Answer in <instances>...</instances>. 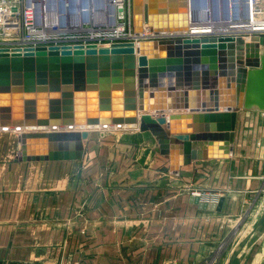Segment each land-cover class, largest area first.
I'll return each mask as SVG.
<instances>
[{"label": "crops", "instance_id": "0c3cea01", "mask_svg": "<svg viewBox=\"0 0 264 264\" xmlns=\"http://www.w3.org/2000/svg\"><path fill=\"white\" fill-rule=\"evenodd\" d=\"M74 1L59 10L57 0H43L61 14ZM150 1L160 30L183 27L181 0ZM250 1L264 5L191 0L195 19L186 24L246 20ZM91 2L86 14L62 15L102 21L111 0ZM107 129L91 131L82 160L45 162L16 161L18 133L0 130V264H228L243 241L234 264H264V235L246 247L264 212V113H237L227 158L176 173L149 132ZM212 143L195 154H222ZM221 197L218 212L201 205Z\"/></svg>", "mask_w": 264, "mask_h": 264}, {"label": "water", "instance_id": "95a60500", "mask_svg": "<svg viewBox=\"0 0 264 264\" xmlns=\"http://www.w3.org/2000/svg\"><path fill=\"white\" fill-rule=\"evenodd\" d=\"M181 3L184 25L170 34L158 27L150 0H131L136 44L0 51V130L18 133L16 161H80L91 131L110 127L149 132L173 173L227 158L237 113H264V35L190 34L191 0ZM67 5L59 2V10ZM141 25L147 36H139ZM212 142L222 154H195ZM222 204L223 197L201 205L218 212ZM263 234L264 212L246 247Z\"/></svg>", "mask_w": 264, "mask_h": 264}, {"label": "built area", "instance_id": "2783aa9c", "mask_svg": "<svg viewBox=\"0 0 264 264\" xmlns=\"http://www.w3.org/2000/svg\"><path fill=\"white\" fill-rule=\"evenodd\" d=\"M65 0H57L63 2ZM114 15L104 13L102 21L80 19L62 20L61 13L47 11L45 3L40 0L36 9L33 0H0V51L23 53L28 49L43 47H70L92 45L96 48H109L113 43L134 42L131 0H111ZM250 14L246 20L235 23H206L202 28H190L188 33L239 34L244 39L253 35H264V5L258 6L250 1ZM257 23L255 32L250 34L247 24ZM247 27V28H246ZM244 29V30H241ZM227 33V34H228ZM169 34V33H168ZM173 34V33H170ZM147 36L146 33L139 35ZM200 196L199 193H194ZM212 198L206 202L215 203Z\"/></svg>", "mask_w": 264, "mask_h": 264}, {"label": "rangeland", "instance_id": "374dc122", "mask_svg": "<svg viewBox=\"0 0 264 264\" xmlns=\"http://www.w3.org/2000/svg\"><path fill=\"white\" fill-rule=\"evenodd\" d=\"M35 1L37 3H40V0H35ZM46 1L47 0H45V3H46ZM91 3H92L91 0H76V2L74 1V9L72 8V10H69V9L65 10V11L62 12V14L63 15L67 14L68 17L71 16L70 13L73 14V16H75L76 13L79 12V11H81L83 14H86L89 11V9H90V4ZM67 16H63V17H61V19L62 20H67V18H66ZM261 39H260L259 43H261ZM97 130H102V129L98 128V129L94 130L93 132H99ZM109 130L105 129L104 131L102 130V132H107L109 134V132H112V130L111 131H109ZM256 224H255V226H256ZM249 237H250V234H249ZM249 237H248V239H249Z\"/></svg>", "mask_w": 264, "mask_h": 264}, {"label": "bare ground", "instance_id": "6f19581e", "mask_svg": "<svg viewBox=\"0 0 264 264\" xmlns=\"http://www.w3.org/2000/svg\"><path fill=\"white\" fill-rule=\"evenodd\" d=\"M196 16V15H195ZM211 22V21H210ZM213 22V21H212ZM220 23V22H219ZM225 23V22H224ZM199 24V23H198ZM203 24V23H202ZM257 25V23H255V22H252L251 24H247V27L249 28V29H247L248 31H250V34L251 33H253V32H255L257 29H255L256 27H254V26H256ZM264 26V25H263ZM200 27V26H199ZM246 27V28H247ZM241 30H244V29H241L240 28V30L239 31H241ZM144 33H146V31H144ZM226 33H228V32H226ZM254 36V35H253ZM252 37V36H251ZM251 37H249V38H247V39H245L246 41H248V40H250V38ZM96 48V47H95ZM105 48V47H104ZM98 49V48H97ZM112 128H114V127H112ZM121 128H126L127 130H136L135 128H128V127H121ZM98 129V128H97ZM107 129V128H106ZM120 129V128H119ZM94 130H96V129H94Z\"/></svg>", "mask_w": 264, "mask_h": 264}]
</instances>
